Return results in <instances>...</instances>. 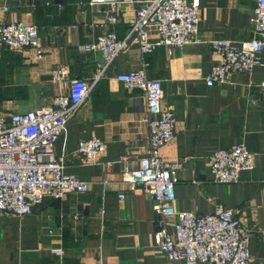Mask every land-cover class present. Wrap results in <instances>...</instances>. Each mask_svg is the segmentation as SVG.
I'll return each instance as SVG.
<instances>
[{"label": "crops", "instance_id": "crops-1", "mask_svg": "<svg viewBox=\"0 0 264 264\" xmlns=\"http://www.w3.org/2000/svg\"><path fill=\"white\" fill-rule=\"evenodd\" d=\"M255 1L199 0L196 39H225L236 46L250 40ZM108 2L0 0V23L34 25L44 56L36 61L30 49L14 53L0 44L1 113L49 107L55 96L67 94L68 82L52 80L58 66L67 69L68 81L86 82L98 66L104 67L52 151L64 173L86 182L88 191L46 199L22 217L0 212V264H185L169 262L157 248L158 217L150 195L122 181L124 168L136 169L148 151L143 121L148 115L141 91L116 80L141 66L138 45L129 36L135 4L112 7ZM114 14L116 23L107 24ZM107 33L128 42V49L109 65L100 52L81 49ZM149 41L157 37L150 35ZM144 61L147 78L161 83V108L171 110L176 120L174 139L159 150L164 160L180 164L175 209L200 214L212 213L217 205L232 209L249 230L250 264H264V90L259 87L264 49L260 66L210 87L205 78L219 57L207 43H190L171 53L160 46ZM93 137L106 144L95 163L76 152L79 142ZM241 143L253 154V169L241 171L234 183H214L208 164L213 150ZM168 232L173 233L171 226Z\"/></svg>", "mask_w": 264, "mask_h": 264}, {"label": "built area", "instance_id": "built-area-1", "mask_svg": "<svg viewBox=\"0 0 264 264\" xmlns=\"http://www.w3.org/2000/svg\"><path fill=\"white\" fill-rule=\"evenodd\" d=\"M118 2L135 4L129 36L138 45L141 66L117 75L116 80L129 90L141 91L148 115L143 121L149 131L147 153L139 160L136 169L124 168L122 181L131 189L141 186L150 195L152 210L158 217L155 244L169 262L250 264L249 230L232 209L217 205L212 213L207 214L175 209L174 188L180 164L164 160L159 150L174 139L176 120L171 110L161 108V83L147 78L144 56L160 46L171 53L172 49L190 43H207L219 57V62L210 68L205 78L206 86L224 83L233 74L250 73L262 63L264 0H256L250 13L253 37L239 46L225 39L206 42L196 39L199 0H192L189 4L186 0H109L108 3L113 7ZM2 10L6 13L8 7L4 6ZM116 21L114 14L108 16L106 23ZM150 35L156 36L157 41L150 42ZM0 44L14 53L30 49L36 61L44 57L36 27L32 24L0 23ZM81 49L100 52L109 65L128 49V42L119 40L114 33H107ZM98 67L92 80L86 82L68 81L67 69L58 66L52 71V80L58 84L68 82L67 94L55 96L49 107L9 115L0 112V212L22 217L46 199H60L68 194L88 191L86 182L64 173L52 151L70 118L90 98L93 87L102 78L104 67ZM259 87L264 90V77ZM105 149V142L93 137L79 142L76 152L86 161L95 163ZM208 164L214 183L230 184L238 180L241 171L252 170L254 160L253 154L241 143L226 150H213ZM74 220L78 218L74 217ZM170 226L172 234L168 232Z\"/></svg>", "mask_w": 264, "mask_h": 264}]
</instances>
